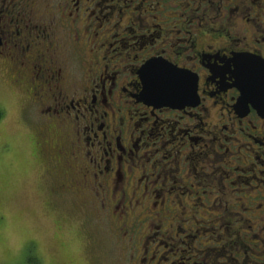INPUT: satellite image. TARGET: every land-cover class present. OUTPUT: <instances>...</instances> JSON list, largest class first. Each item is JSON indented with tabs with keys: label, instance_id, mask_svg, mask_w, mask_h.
I'll return each mask as SVG.
<instances>
[{
	"label": "flooded vegetation",
	"instance_id": "1",
	"mask_svg": "<svg viewBox=\"0 0 264 264\" xmlns=\"http://www.w3.org/2000/svg\"><path fill=\"white\" fill-rule=\"evenodd\" d=\"M0 1L3 2L0 5V50L6 48L12 41L24 42L20 46L12 44L26 59L25 69L28 73L31 76L34 73V80H37L35 78L40 79L37 80L38 83L33 87V90L38 93L40 86H46L47 89L53 88V85L50 84L52 79L55 78L56 82L62 80V66L54 65L60 63V56H62L60 46L58 45L56 48L53 46L51 32L44 25L27 24L24 27L17 25L14 29L10 27L15 8L12 7L7 12H2L5 0ZM14 1L12 0V3ZM38 1L43 2V0H36V2ZM102 1L104 0H63L58 6V11L62 7L63 11L59 12L66 18H58L68 20L71 25L72 23L76 24V29L88 30L89 25L94 23L90 20H98L96 10L100 12ZM142 3V0H139L138 5L135 4V8L141 7ZM156 3L158 2L156 1ZM63 4L68 6L69 11ZM18 5L21 6V10H26L25 6L28 7L30 2L21 0L18 1ZM178 5H182L183 9L192 7L189 18L194 22L196 20L197 26L194 29L190 28L191 30H189L188 27L185 29L189 37L187 41L190 45L188 47L178 45L173 54H161L163 47L158 49V44L153 42H155V37L162 33L161 22L167 21L164 19L153 24V26H157L153 34L142 36V33H133L129 37L136 39L135 42H132L133 45H130L136 49V53L133 56V61L128 62V68H124L128 75L121 80L118 79L122 72L119 67L112 69L108 74L106 73L107 65H105L104 69L98 73V56L94 53L95 59L90 62H95L96 65L90 70L91 79H86L91 83L88 88H84L80 92L82 96L76 99L71 98L68 103L61 104L59 107L48 105L44 109L39 108L41 115L45 113L50 116V122L38 130L41 137L43 135L49 137L41 138L39 143L46 146L50 144L49 157L54 162L55 168L63 170L64 177L61 182L63 187L76 184L81 186L82 183L87 182L92 193L101 200V205L109 203L112 206L117 199H120L112 210V216H121L120 220H124L126 214L129 218L135 216L141 221L149 219L144 227L147 228L146 230H150L152 227L150 220L157 221L155 226L158 229L151 233L153 239L150 241L157 239L161 234L173 241L170 243L169 250L174 254L175 250L182 252L178 258L169 260L166 251L159 252L158 247L155 246L150 248L147 241L145 245L141 244L139 264H237V257L231 251L229 255L223 254L227 259L219 257L223 262H217V257L222 252H210L209 250L212 248L200 247L203 244L200 241L197 242V245H193L197 232L193 227H185L182 222H179L185 221L196 225L199 220L195 216V211L189 209L186 212L181 200L176 203L172 197V192L177 190L180 194L185 193L184 191L190 193L194 184L209 186L211 190H208V193L217 192L220 199L214 198L213 200L220 203L225 196H233V189L227 191L225 184L222 183V179L229 180L232 168L237 169V165H232L229 158V154L232 152L231 145L225 143L228 140L230 142L233 140V144H237L238 152L234 160L240 163L238 168L244 172V175L238 176L239 180L242 184L244 182L247 183L246 185L249 184V187L244 188L241 183L239 185L243 197L236 200L239 202L240 209L234 202L230 205L225 201L222 202L225 203L226 209L228 206H235L236 209L230 207L231 211L226 213L224 209L221 211V208H216V211L215 206H206L209 212L214 215L210 222L217 223L222 218L229 219L226 223L238 221L239 230L234 232L242 238V241L241 243L234 241L232 245L227 242L226 246L233 247L238 242L240 243L242 248L232 249L236 255L241 256L240 264H264V238L262 237L264 233V107L259 106L260 109H256L249 102H246L247 104L240 103L238 101L240 91L235 85L234 77V63L239 56L247 54L264 60V0H196L194 6H189L188 1H184L183 4L178 3ZM200 6H205V9L212 15L209 16L206 10L201 14L197 13ZM114 8L118 9L119 15L112 24V30L124 29L128 26L133 31V27H130L129 23L123 24L125 17L126 22H130L134 17L140 26L148 24L147 19L142 15L132 16L129 11L123 16L122 6ZM108 12L103 13L104 17L109 16ZM152 17L156 18L157 16L152 15ZM165 17L168 19L170 16L165 14ZM188 20H184V22L186 23ZM101 25V20L97 21L94 29H98ZM201 28H204L202 35ZM24 29L27 33L30 32L28 36L27 33H23ZM129 29L127 32L132 33ZM35 31L44 33L41 39L46 40L45 43H41V41L31 43L29 37H38L39 35H35ZM175 31H180V29L177 28ZM111 36L112 34L109 37ZM205 36L215 43L217 42V45L213 43L198 46L197 44V48L193 50L196 41L202 40ZM103 37H108V35ZM138 39L141 40L137 42ZM174 40L182 41L183 39L178 35ZM113 42H108L106 39L101 44L111 46ZM126 45H129L128 40L120 42V48ZM186 50L191 53H187ZM142 51L146 52L142 53ZM161 55L179 67L197 72L198 100L195 104L172 108L167 105L156 106L138 98L141 89V81L138 76L140 65L151 57ZM12 56L11 61L20 64L18 55L12 53ZM25 69L16 70V74L20 78L18 83L23 82L24 79H30L26 78L27 75H23ZM17 71L19 72L17 73ZM61 92L62 90L58 89V94ZM65 98L66 95L62 97V101H65ZM121 100L127 103L126 105L129 103L130 107L123 109L124 105L120 103ZM115 102L116 104H114ZM64 107L66 110L68 107L75 108L79 112L80 116L78 113L74 116L73 125L70 124V118L63 116ZM131 107L133 111H131ZM128 111L131 114L127 115ZM120 112L124 113L120 114ZM171 112L175 113L176 118L168 121L167 115L162 114L169 115ZM164 127L168 133L166 139L159 137L163 134ZM71 128L74 133L70 131ZM136 132L137 135L134 134ZM202 132L207 137H204ZM70 133L74 136L72 137ZM56 135L61 141L51 139ZM158 138L163 139L157 142ZM174 140H177L178 143L171 144L170 148L166 150L165 148ZM149 145L155 146L148 149ZM195 145L207 149L206 151L199 149L194 152ZM222 146H224L223 152L216 153V149ZM144 148L146 151L142 150ZM190 148L193 149L196 160H200L199 157L203 154L204 166L202 167L211 169L218 162L220 166L227 165L230 168L228 170L222 168L220 171L222 174L216 182L214 173H205L206 177L201 183L197 172L199 166L197 162L192 161L193 156L191 158ZM158 149L159 153L162 152L159 158L154 159L147 166L139 164L138 158L149 161L151 158L148 157L147 152L151 156L156 155ZM164 149L165 151H162ZM239 151H244V153ZM209 152L215 155L211 161L207 156ZM182 170L185 171L178 178L177 174ZM212 170L215 171L216 168ZM204 171L201 169V172ZM65 172L70 174L74 172L75 175L66 179ZM190 176L195 178V182H189L186 185L185 182ZM155 185H159L160 189H155L153 187ZM150 187L151 189H149ZM183 188H187V190ZM175 196L180 199L179 195ZM125 198L126 200L123 202ZM198 201L202 205L204 204V202ZM236 215H239L238 219L235 218ZM186 229L192 231L184 233L185 239L179 238V243L186 244V248L179 249L175 237H178ZM240 232L243 233L242 236ZM168 243L167 240H164L162 245L166 247ZM241 250L243 254L240 253ZM201 251H203L201 253L203 255L202 262H198L197 259ZM256 257L262 260L261 263L255 261Z\"/></svg>",
	"mask_w": 264,
	"mask_h": 264
},
{
	"label": "rangeland",
	"instance_id": "2",
	"mask_svg": "<svg viewBox=\"0 0 264 264\" xmlns=\"http://www.w3.org/2000/svg\"><path fill=\"white\" fill-rule=\"evenodd\" d=\"M18 1L21 0H15L14 3H12V0H5L3 4L2 12H7L12 7L15 8L11 17L10 27L14 29L17 25L24 27L27 24H38L49 28L53 46L55 48L58 45L60 46L62 55L60 56V63H55L54 65L62 66V80L56 82L55 78L52 79L53 81L47 79L53 85V88L47 89L46 86H40L37 93L33 90V87L38 83L37 80L40 79L35 78L37 80H34V73H32V76L28 73L25 69L27 66L26 59L12 44L15 43L20 46L24 42L12 41V43H8L9 45L6 48L0 50V264H139L141 244L145 245L147 241L150 248L155 246L158 247L159 252L166 251L169 260L178 258L182 252L175 250L174 254L173 251L169 250L170 243L173 241L166 236L159 234L158 241L155 239L156 236L154 237L155 240L150 241V239H153L151 233L158 229L155 226L157 221L150 220L152 227H150V230H146L147 228L145 229L144 227H146L149 219L141 221L135 216L129 218L126 214V218L120 220L121 216H112V210L117 206L120 199H117L112 206L109 203L101 205V200L92 193L87 182L82 183L81 186L79 184H70V187L62 186L63 170L55 168L54 162L50 159L48 152L50 144L46 146L43 143H39L41 138L44 139L49 136L43 135L41 137L38 130L43 128L47 122H50V116L45 113L41 115L39 108L44 109L48 105L51 107L57 105L59 107L61 104L68 103L71 98L81 97L82 94L80 92L84 88H88L91 83L90 80L86 79H91L90 70L96 65L95 62H90L95 59L94 53L98 56V73L107 65L108 70L106 73L109 74L112 69H118L119 67L122 72L119 74L118 79L121 80L126 77L128 73L124 71V68H128V62L133 61V56L136 53V49L130 46L133 45L132 42H135L136 39L129 37L133 33H142V36L153 34L155 29H157V26H153V24L159 20H167L161 22L162 33L155 37V42H153L158 44V49L163 47L161 54H173L178 45L188 47L190 43L187 41L189 37L185 29L186 27L189 30H191L190 28L194 29L197 26L196 20L194 22L189 18L192 7L183 9V6L178 5V3L183 4L184 1H188L189 6H194L196 0H142L143 3L139 8H135V4L138 5L139 0H104L101 3L100 12L96 10L97 21L101 20L102 25L98 29H94L97 21L91 19L90 21L94 23L89 25L88 30L76 29V24L72 23L71 25L68 20L59 19L66 18L64 14L59 12L63 11L62 7L58 11V6L63 0H43V2L24 0L25 2H30L28 7L25 6L26 10L20 9L21 6L18 5ZM1 3L3 2L0 1V5ZM63 5L69 11L68 6ZM90 6L94 8V6ZM120 6L123 8V16L124 13L131 11L129 13L132 16L138 17L142 15V17H145L148 24L145 23V25L140 26L137 23L138 20H135L134 17H132L130 22H126L125 17L123 24L129 23L128 25L133 27V31L128 26L124 29L112 30V24L119 15L117 13L118 9L115 10L114 7L119 8ZM79 10L81 11L80 6ZM204 10L209 13V16L212 15L210 11L205 9V6H200L196 12L201 14ZM64 12L67 13V11ZM106 12L109 15L107 18L103 15ZM165 14L170 17L167 19ZM152 15L157 17H152ZM184 20H188V22L185 23ZM76 21L79 22V20ZM167 22H169V25H167ZM202 25L204 26L205 24ZM177 28L180 31H175ZM127 29L132 33H128ZM201 31L202 35L204 28H201ZM94 32L96 33L94 34ZM23 33H27L26 29L23 30ZM29 33L26 35L28 36ZM34 34L39 35L38 37L30 36L31 43L46 42V40L41 39V36H44L42 31H35ZM110 34H112L111 37H109ZM105 35H108V37H103ZM178 35L183 39L182 41L174 40ZM106 39L111 43L114 41L113 44L111 46L101 44ZM125 40L129 41V45L120 48V42ZM139 40L141 39H138L137 42ZM213 43L217 45V42L215 43L212 39L205 36L202 40L198 39L196 41L193 50L197 48V44L198 46H205ZM12 53L13 55H18L20 64L11 61ZM187 53L191 52L187 51ZM163 55L155 56V58L166 61L167 59ZM17 69H25L23 75H27L26 78L30 79H24L23 82L18 83L20 78L16 74ZM190 72L196 76V85L198 86L197 72L193 70H190ZM58 89L62 90L59 94ZM41 92L43 93L42 96ZM64 95H66V98L65 101H62ZM186 102L182 106L189 105L188 100ZM120 103L124 105L123 109L130 107V104L126 105L127 103H124L123 100ZM170 107L177 108L176 106ZM67 109L64 107L63 116L70 118V124L73 125L75 114L78 113L79 116L80 114L75 108L68 107ZM132 109L131 107V111H133ZM123 113L120 112V114ZM129 114L131 112L127 115ZM162 115H167L168 121L176 118L173 112L169 115L165 113ZM51 119L53 120V118ZM70 131L73 132V128ZM41 133L43 132L41 131ZM134 134L137 135V132ZM167 134V130L164 127L163 134L159 137L166 139ZM201 134L204 137L206 136L203 132ZM71 136L73 137L74 134H71ZM53 138L58 142L61 141L58 135L51 137V139ZM162 139L158 138L156 141L158 142ZM174 143H178V141L170 142L165 149L168 150L170 145ZM225 143L231 145L230 149L232 152H230L229 158L232 165H237V169L232 168L228 181L222 179L225 189L227 191L233 189L234 195H227L221 200L229 202L230 205L234 200L237 208H239L238 200L243 196L240 193L239 185L242 183L238 176L244 175V172H241L238 168L240 163L234 160L238 154L237 144H233V140L231 142L228 140ZM153 146L155 145H149L148 149H152ZM165 149L162 151H165ZM193 149L194 152H197L199 149L206 151L207 148L195 145ZM193 149L190 148L189 151H192V161L198 163L197 172L201 183L204 182L202 180L206 177L205 173H214L216 182L222 174L220 172L221 169L228 170L230 168L227 165L220 166L218 162L214 164L215 171L212 170L215 169L213 166L211 169L202 167L204 166L203 154L200 155V160H196ZM223 149L224 146L216 149V153L223 152ZM142 150L146 151L145 148ZM239 152L244 153V151ZM157 153L151 156L147 152L148 157L151 159L145 161L143 158H138L139 164L147 166L162 154V152L159 153V149ZM207 156L211 161L215 155L209 152ZM201 169L205 171L201 172ZM183 171L185 170L177 174L178 178ZM153 173L155 174V170ZM71 175L74 176L75 173L65 172L66 179ZM189 182H195V178L193 176L188 177L185 184L187 185ZM246 184V182L242 184L244 188L249 187V184ZM153 187L160 189L159 185ZM183 189L187 190V188ZM204 190L207 191L204 192ZM208 190H211V188L205 184L200 186L199 184H194L190 193L184 191L185 193L180 194L179 190L172 192V197L176 203L181 200L185 211L192 209L199 220L196 225L185 221H180L179 223L182 222L185 227H193L194 231L197 232L196 241L193 242V245H197V242L200 241L203 243L200 247L207 246L212 248L209 251L214 253L220 252L217 248L223 247L222 254L217 257V262H223L219 257L227 259L223 254L227 253L229 255L231 251L237 257V264H240L241 256L236 255L232 250L242 248L240 245L242 238L234 232L237 229L239 230L238 221L234 222L230 219L231 223H226L229 219L222 218L217 223L210 222L214 215L209 212L206 205L215 206V210L216 208H221V211L224 209L226 213H229L231 208L236 209V207L228 206L226 209L224 202L221 201L220 203L217 200H213L214 198L220 199L219 194L214 191L209 194ZM175 195H179L180 199L176 198ZM125 200L126 198L123 199V202ZM198 200L204 202L205 205H201ZM238 217L239 215H236L235 218L238 219ZM255 230L257 229L255 228ZM191 231L186 229L178 237H175L179 244L177 245L179 249L186 248V244L179 243V238L185 239L184 233H190ZM240 235L242 236L243 233L240 232ZM262 237L264 238V233ZM164 240L169 242L166 247L162 245ZM234 241H240V243L238 242L235 245L236 247L226 246L227 242L232 245ZM202 252H200L197 259L198 262H202ZM240 253L243 254L242 250ZM207 261H210V259H207Z\"/></svg>",
	"mask_w": 264,
	"mask_h": 264
},
{
	"label": "water",
	"instance_id": "3",
	"mask_svg": "<svg viewBox=\"0 0 264 264\" xmlns=\"http://www.w3.org/2000/svg\"><path fill=\"white\" fill-rule=\"evenodd\" d=\"M235 65V85L240 91L238 101L249 102L254 108L264 107V60L241 55ZM142 83L138 98L156 106H182L187 100L194 104L198 99L196 76L189 69L170 61L151 57L138 69ZM187 103V102H186Z\"/></svg>",
	"mask_w": 264,
	"mask_h": 264
},
{
	"label": "trees",
	"instance_id": "4",
	"mask_svg": "<svg viewBox=\"0 0 264 264\" xmlns=\"http://www.w3.org/2000/svg\"><path fill=\"white\" fill-rule=\"evenodd\" d=\"M186 193H188V192H186ZM233 202L235 203V201L233 200ZM201 204V203H200ZM202 205V204H201ZM203 205H205V204H203ZM205 247H207V246H205ZM234 247V246H233ZM218 250H220V253L223 251V249H221V247H219V248H217ZM255 261L256 262H258V263H261V259L259 258V257H256L255 258ZM256 264V263H255Z\"/></svg>",
	"mask_w": 264,
	"mask_h": 264
},
{
	"label": "bare ground",
	"instance_id": "5",
	"mask_svg": "<svg viewBox=\"0 0 264 264\" xmlns=\"http://www.w3.org/2000/svg\"><path fill=\"white\" fill-rule=\"evenodd\" d=\"M239 61H240V58H237L236 60H235V64H236V67L238 66V64H239ZM175 65V64H174ZM177 66V65H176ZM179 67V66H178ZM198 100V99H197ZM197 100L194 102V104L197 102Z\"/></svg>",
	"mask_w": 264,
	"mask_h": 264
}]
</instances>
